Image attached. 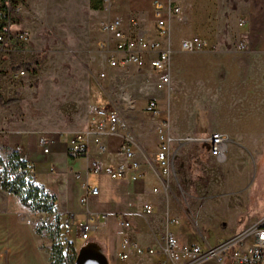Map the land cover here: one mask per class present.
<instances>
[{
	"label": "rangeland",
	"instance_id": "1",
	"mask_svg": "<svg viewBox=\"0 0 264 264\" xmlns=\"http://www.w3.org/2000/svg\"><path fill=\"white\" fill-rule=\"evenodd\" d=\"M21 1L24 8L13 29L25 30L28 38L13 40L6 52L0 50V94L4 99H16L8 107L0 105L3 157L8 148L4 142L21 137L15 132H35L37 139L46 135L52 140L49 153L54 154L53 141L74 138L90 122L92 105L118 107V96L122 94L130 95L135 102V110L124 112V118L133 126V118H140V125L155 128V121L144 111L149 97L159 99L170 124L186 130L197 128L202 140L219 123L225 124L224 119L243 127L264 124V39L259 44L255 41L258 35L264 37L260 33L264 30V0H185L182 15L171 24L170 70L176 56L174 36L179 37L181 30L186 32L179 37L178 46L183 37L199 36L206 41L205 49L187 53L222 55L223 66L217 72L198 69L199 78L210 79L199 80L195 91L185 84L171 83L170 94L154 89L151 74L133 67L106 68L100 49L104 40L100 37L101 23L106 16L102 0H90L89 7L83 0ZM145 21L144 32L150 34L153 25ZM250 29L259 33L251 34ZM27 62L32 63L34 72L22 68L14 71ZM101 71H105V78L99 77ZM193 91L199 94L193 95ZM226 102L230 111L219 113ZM34 135L25 134L24 142L37 163L46 154L34 142ZM202 140H196L199 151L186 142L184 148L190 159L177 173L176 181L170 175L166 200L172 210L178 207L171 216L176 222L170 223L177 240L190 243L194 239L204 247L241 232L264 216V135L254 138L253 152L240 150L234 162L238 170L233 172L243 173L241 167H245L248 174L235 184L230 182L237 173L232 174L228 162L210 159L206 154L208 142ZM67 237L73 240L74 235ZM60 243L64 253L76 256L79 248L67 240ZM108 259L109 264H115Z\"/></svg>",
	"mask_w": 264,
	"mask_h": 264
},
{
	"label": "crops",
	"instance_id": "2",
	"mask_svg": "<svg viewBox=\"0 0 264 264\" xmlns=\"http://www.w3.org/2000/svg\"><path fill=\"white\" fill-rule=\"evenodd\" d=\"M83 2L86 7H89L90 0H83ZM113 14L125 21L131 14H137L141 20L140 28L145 31V20H149V26L153 25V0H115ZM28 27V29H32V25ZM151 28L150 34L153 33V26ZM249 31L251 34L258 32L252 31V29ZM185 32V30H181L179 37ZM262 32L264 33V30L260 31V33ZM100 37L105 39L106 36L102 32ZM174 37L176 39L174 48L176 56L171 61V83L175 86L185 84L195 91L199 80L210 79L209 77L199 78L198 69H211L217 72L218 68L223 66V56L210 52H182L178 46L179 37ZM261 39L264 37L258 35L255 39L256 43H262ZM195 60H200V62L193 63ZM226 64L233 66L232 63ZM194 91L192 94L197 95L198 91ZM226 105L225 109L220 108L219 113L222 110L230 111L227 102ZM138 119L140 118H133L134 126L131 125V127L136 142L133 147L134 157L140 163V168L131 170L124 178L112 179L106 174L87 173L88 163L93 159L103 166L112 168H115L118 163L126 161L119 152L121 145L119 136L100 134L94 131L92 136L98 137L100 142L106 145V150L101 152L98 146L91 141L86 148L85 155L75 159L69 157L68 154L76 145L73 138L58 139L53 141L52 147L55 153L46 154L37 163L24 142L25 134H35L33 136L34 142L37 143V133L15 132L21 137L18 136L16 139L12 138L4 142V145L10 148L17 145L21 146L23 153L27 154L33 162L35 166L34 178L43 184L54 198L53 220L57 218L58 221H61L68 215L74 216L71 233L62 234L61 239L67 240L75 249L80 248L84 242L78 233V224L89 220L93 214L98 215V219L93 218L91 220L96 226V231L91 233L90 238L101 247L107 259L112 258L115 264L118 261H116L115 253L119 250L120 241L125 235L130 236L142 246L157 247L160 236L165 232L167 226L165 213L170 212L173 215L174 211L178 210V207L172 210L171 203L166 200L162 183L166 182L170 186V175L176 181L177 173L185 168L190 159L184 148L187 141L194 145V151L201 150L198 140L195 139L172 142L171 172L168 176H164L156 161L158 140L155 129L148 125H140ZM223 122L225 124L219 123L218 126H215L205 139L212 132H219L228 136L225 162H228L227 167L232 170L233 174L238 172H233V170H238L237 167H234V162L240 155V150L247 154L254 151L253 140L255 137L264 135V124H259L256 128L250 125L243 127L228 124L226 119ZM91 124L90 117V122L80 131L91 130ZM169 125L171 136L175 139L186 137L201 139L197 128L186 130V128L183 129L173 123H169ZM206 154L210 159H214L209 153V148ZM198 159L196 157L195 163L199 165ZM247 171L248 169L241 167L240 172L243 173H237L236 179H232L230 184L240 183V177L247 175ZM132 174H136L137 178L133 179ZM86 184L90 188L97 187L98 193L97 195H87V204H82L81 198L87 193ZM154 188L157 189L156 192L153 191ZM144 204L153 207L151 214L146 215L144 213ZM39 218L38 214L30 212L23 206L15 195L2 190L0 187V264H51L49 248L53 240L45 230L40 232L35 230V224ZM27 219H30L31 223H28ZM126 220L131 224L128 229L123 226V222ZM71 234L74 235V238L68 240L67 236ZM180 243L197 242L192 239L190 243L187 241ZM154 260H156L155 256L144 258L131 255L127 261H120L118 264H152Z\"/></svg>",
	"mask_w": 264,
	"mask_h": 264
},
{
	"label": "built area",
	"instance_id": "3",
	"mask_svg": "<svg viewBox=\"0 0 264 264\" xmlns=\"http://www.w3.org/2000/svg\"><path fill=\"white\" fill-rule=\"evenodd\" d=\"M185 0H153V33L147 34L140 28V18L137 14H131L128 20L114 15L115 0H102V7L106 13L101 23V30L105 39L100 44L103 62L107 69H127L133 67L145 74H151L154 78L156 91L166 90L170 94L171 75L170 58L173 52L171 44V24L183 13ZM24 4L21 0H0V50L8 51L9 44L13 40L26 41L27 32L22 29H13L16 19L21 15ZM206 47V41L196 35L183 37L179 41V49L182 52L202 51ZM24 73L23 70L20 71ZM99 77L105 78V71L99 72ZM118 107L110 104L92 105L91 130L78 131L73 141L75 147L70 150L74 155L78 150L86 152L89 143L94 142L101 152L106 150L98 137L92 136L96 131L100 134L119 136L121 139L120 154L125 162L118 163L115 168L103 166L97 160H90L87 173L106 174L112 179L124 178L131 170H138L140 163L134 157L133 147L136 145L135 135L131 125L124 118V112L135 110V102L130 95L118 96ZM144 111L155 121L157 134L156 161L164 176L171 172V143L183 141L171 136L169 120L163 116L159 105V99L149 97L145 101ZM193 138H184L190 140ZM195 140H202L194 138ZM208 142L210 155L219 162L221 156H227L228 136L212 132L210 136L202 140ZM52 140L46 135H40L37 145L41 153L48 154ZM20 160L24 164V172L28 177L34 178L35 166L22 147L15 146ZM79 177V176H77ZM136 179V174H132ZM34 183L40 186L41 195H50L46 187L34 178ZM87 187V184H86ZM168 183H162V190L168 194ZM157 191L156 188L153 189ZM97 187H87V193L81 198L82 204H87V195H97ZM143 211L149 215L153 207L144 204ZM170 212L166 213V230L160 236L157 247L142 246L130 236L122 237L119 250L115 253L118 261H127L131 255L138 257H156L152 264H264V216L256 219L246 226L241 232L232 234L228 238L218 240L214 244L201 246L197 243L181 244L171 232L170 223L176 222L171 218ZM98 215H91L89 220L78 224V233L84 243L92 241L91 233L96 231V226L91 222ZM31 223L30 219H27ZM44 227L51 229V236L57 242H62V234H70L74 224V216L68 215L61 221L53 220L52 214H45L41 219ZM128 229L131 224L128 220L123 222ZM83 243V244H84Z\"/></svg>",
	"mask_w": 264,
	"mask_h": 264
},
{
	"label": "trees",
	"instance_id": "4",
	"mask_svg": "<svg viewBox=\"0 0 264 264\" xmlns=\"http://www.w3.org/2000/svg\"><path fill=\"white\" fill-rule=\"evenodd\" d=\"M93 7L95 9L97 8L95 5H93ZM34 65L36 67L38 62H35ZM20 68L26 71H35V68L32 69V63L28 62L23 63L20 67L14 68V71H18ZM15 101V98L4 99L0 94V105L3 107H8ZM68 154L69 157L73 159L85 155L81 150H78L74 155L70 151ZM23 169L24 164L20 160L19 153L15 148L8 147L5 157L0 153L1 189L15 195L21 204L29 209L30 212L40 216L35 224V230L37 232L45 230L48 236L53 240L49 248L51 264H73L75 253L72 255L64 253L61 243L54 240L51 236V229L49 227H44L41 223L43 215L53 213L54 198L51 195L42 196L40 186L34 183L33 177H28L24 172L20 171Z\"/></svg>",
	"mask_w": 264,
	"mask_h": 264
},
{
	"label": "water",
	"instance_id": "5",
	"mask_svg": "<svg viewBox=\"0 0 264 264\" xmlns=\"http://www.w3.org/2000/svg\"><path fill=\"white\" fill-rule=\"evenodd\" d=\"M73 264H109L101 247L94 241L86 242L80 246Z\"/></svg>",
	"mask_w": 264,
	"mask_h": 264
},
{
	"label": "bare ground",
	"instance_id": "6",
	"mask_svg": "<svg viewBox=\"0 0 264 264\" xmlns=\"http://www.w3.org/2000/svg\"><path fill=\"white\" fill-rule=\"evenodd\" d=\"M225 160H226V157H224V156H221V157H220V159H219V162H221V163H222V162H225Z\"/></svg>",
	"mask_w": 264,
	"mask_h": 264
}]
</instances>
